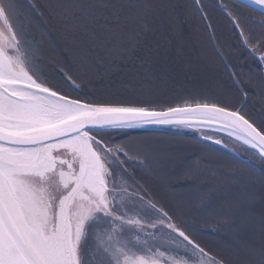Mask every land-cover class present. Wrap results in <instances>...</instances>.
Masks as SVG:
<instances>
[{"label": "snow or ice", "instance_id": "1", "mask_svg": "<svg viewBox=\"0 0 264 264\" xmlns=\"http://www.w3.org/2000/svg\"><path fill=\"white\" fill-rule=\"evenodd\" d=\"M236 3L258 12L257 28L221 11L264 63V0ZM194 14L207 19L202 0H0V264H264V167L213 135L264 162V120L203 97L156 99L166 68L145 38L179 35ZM66 53L75 78L58 62ZM151 127L198 133L255 175L187 168L166 203L140 175H159L153 146L132 135ZM217 230L233 237L235 257L198 238Z\"/></svg>", "mask_w": 264, "mask_h": 264}, {"label": "rangeland", "instance_id": "2", "mask_svg": "<svg viewBox=\"0 0 264 264\" xmlns=\"http://www.w3.org/2000/svg\"><path fill=\"white\" fill-rule=\"evenodd\" d=\"M188 0H181V3H187ZM39 4V3H38ZM205 6L208 5V3H203ZM40 5H44L43 3ZM207 12V11H206ZM217 14L216 11H213ZM210 17H207V21H210L211 23H214L215 21L211 18V15L208 14ZM184 19V17H182ZM187 19V23L189 24L187 28H182L181 30L185 29L187 34V44L189 46V49L187 46L183 47V50L180 49H173L174 47L170 43H166L164 46V51L167 53L168 59L167 61H161L164 63L166 68V74L165 79L162 83H160L158 86L160 88V92L162 93V89H167L171 91V89H174L175 93L170 95L171 98L166 100L165 105L167 104H181L185 102V98L190 100L192 102V98L195 97L197 99L203 97L206 101L212 100L216 102L219 105H226L229 109L234 106L236 103V100H232L229 95L227 94L225 84L221 81H217L215 79V73L214 69L215 66L212 64H220L223 61L216 57L212 56L210 61L206 57L211 56V44L209 43L208 39L206 38V35L204 33L203 24L202 21L194 14L193 18H185ZM195 25V27H194ZM197 27H199L197 29ZM243 29V28H242ZM54 32V31H53ZM175 36L171 38L172 36ZM203 35V40H199L197 43L198 38ZM171 40L175 43L176 47L184 45L179 41L180 34H170L169 36ZM237 41H235V47H238L240 50L238 51V55L234 56V58L242 63L243 60L245 61V64H248L249 58H251V55L242 49V46L239 42L240 38L237 33L236 36ZM59 41V42H58ZM57 43L60 44L61 47H63V43L58 39ZM220 48L222 49V44L219 41L218 42ZM188 51V59L187 58H181L178 57L177 60L174 58L178 55L176 52L180 51ZM240 54H246L248 57L246 59H243V56ZM67 56L66 59H59V61L63 62L64 64L59 63L62 65L70 74L73 75L75 78L78 69L76 66L72 63L71 55L65 54ZM55 58V57H53ZM51 64L55 65L57 62L53 61L51 59ZM232 62V61H231ZM234 66V63H232ZM214 68V69H213ZM236 68V67H235ZM47 73L49 76H51L53 79L59 81V87H61L63 90L71 93L72 95H76L77 93L73 91L71 87L67 83H65L59 75H57V68L50 67L47 70ZM216 76L220 79V77L216 74ZM250 76V75H249ZM127 77V76H126ZM249 80V78H248ZM252 80V78H250ZM133 82V80H130ZM125 78V83L130 82ZM79 82V81H78ZM94 83L96 81H93ZM255 84H258V87L260 88V96L258 97L259 101L258 105L255 104V101L253 100L252 105L256 106L257 111H260L262 115H264V86L263 82L258 79L255 81ZM166 86L165 87H161ZM83 87V85H81ZM176 92H183L181 94L175 95ZM164 93V92H163ZM162 93V94H163ZM168 93V92H167ZM166 94V93H165ZM169 96V93L167 95L158 96L156 99L163 100ZM177 96V97H176ZM164 102V101H163ZM260 109V110H259ZM245 111L250 112L248 109H245ZM253 119L259 121L260 115L254 117ZM133 137L136 139H140L145 141L146 143L153 146L154 149V157L157 161H159V167L157 168V173H151L149 175H145L143 172H141L145 178V180L151 181L155 180V183L151 186L154 190L158 191V194L166 203H173L169 200V197L171 195V186L176 185L178 183H186L188 181L184 180L183 178V170L187 168H196V167H202V168H208L209 170H215L217 165L222 166L223 161L227 158L224 155H221V151L217 150L218 148L209 145L205 146V143L199 142L198 140L189 137V136H175V135H169L167 133H158V132H134L132 133ZM229 146L234 148L235 150L243 152V149L239 147L237 144L229 143ZM244 153V152H243ZM253 160V159H252ZM207 161V164L204 162ZM255 164H258L256 160H253ZM259 165V164H258ZM245 174L238 171L236 175H252L248 171L245 170ZM257 179L259 177L257 176ZM258 196L261 195V191L258 188L257 189ZM202 225L197 224L196 227H200ZM219 237H222L224 240H226L227 245L232 249L226 250L223 247L217 246L215 241L209 237H199V240L203 245H207L208 248H211L213 251L218 250L219 252H222L223 254H230L231 257H235V251L232 245L234 244L233 237L225 231H220L217 233Z\"/></svg>", "mask_w": 264, "mask_h": 264}, {"label": "flooded vegetation", "instance_id": "3", "mask_svg": "<svg viewBox=\"0 0 264 264\" xmlns=\"http://www.w3.org/2000/svg\"><path fill=\"white\" fill-rule=\"evenodd\" d=\"M202 3H208V5H206L207 17H210L208 15L210 14L211 18L215 20L214 29H217L218 31L222 30V32L223 31L231 32V29L237 30V27H234L233 22L229 19V17L224 12L221 11V6H224L227 9L233 10V16L236 20V23L239 25L240 29H242L243 25L246 26L247 31L250 28L252 29V27H250L251 25L254 28H257V25L254 23V21L261 19L259 14L255 12H249L243 6L235 2H232L230 0H202ZM213 11H216L217 14ZM208 27L210 29H213L212 23L210 21H208ZM217 41L218 40H216V38L214 37L213 44L220 52ZM235 50L237 51V49ZM222 54L223 56L225 55V53H222ZM225 60L227 61V59ZM233 67H234L233 65L232 67L226 66V69H223L220 66L219 68L214 69L215 74L222 76V77H228V78L219 79L217 76H215V79L220 82L221 80L227 81V84L225 86H229V88L231 89L234 88V91L228 97L233 98V99H238L237 102H242L244 104L249 97V93H251L250 91H248V89L249 88L253 89L255 87V80H250L249 75L252 74L255 76H259V73L261 72V70L256 65H247L244 67L240 66V69L235 68L237 67V65H235L234 68ZM262 75L264 76L263 68H262ZM242 97H244V100H241Z\"/></svg>", "mask_w": 264, "mask_h": 264}, {"label": "trees", "instance_id": "4", "mask_svg": "<svg viewBox=\"0 0 264 264\" xmlns=\"http://www.w3.org/2000/svg\"><path fill=\"white\" fill-rule=\"evenodd\" d=\"M38 1V3H39V5L40 4H44V5H46V4H48V3H51V2H53V0H37ZM183 19V18H182ZM184 19H185V17H184ZM189 25V24H188ZM51 26V25H50ZM194 27H195V25H194ZM197 29H198V27H197ZM53 31H54V34H56L55 33V29H53ZM170 34L171 33H169V34H166L165 36H159V35H153V34H149L145 39H146V43L149 45V46H151V47H158V49H159V53L161 54L160 55V57H159V59H161V61H167V59H168V56H167V53L164 51V46L166 45V43L168 42V43H170V44H172V46L174 47L173 49H180V50H183V47L184 46H187V48H188V50H190L189 49V46H188V44H187V34H186V31H185V29H183V30H181L180 31V37H178L179 38V41L181 42V43H183L184 45H182V46H179V47H176V42L174 43L172 40H171V38H173V37H175L174 35L170 38L169 36H170ZM58 37H57V41H58ZM199 40H203V38H202V36H200V38H198V40H197V43H198V41ZM59 42V41H58ZM175 53H177L178 55L174 58L175 60H177L178 59V57H180L181 56V58H187L188 59V51H186L185 49H184V51H180V52H176L175 51ZM139 54V53H138ZM207 59H210V56L208 57H206ZM52 60L53 61H55V62H57V58H52ZM59 63H61V64H64V61L63 62H61V61H58ZM158 67H159V65H158ZM215 73V72H214ZM127 76V77H126ZM113 78L114 79H116V80H118L119 81V83H121V84H126L125 83V78L127 79V80H131L130 79V74H124L123 75V77L121 76V74H119V73H115V74H113ZM223 78V77H222ZM221 78V79H222ZM219 80V79H218ZM135 81H130V82H128V83H134ZM161 87H165L166 88V86H162L161 85ZM222 89L223 88H227V86L226 87H221ZM175 89V88H174ZM172 90L171 89V91L170 90H168L167 91V89H162V93H159L158 94V96H164V95H167L168 93H169V96H167L166 98H164L163 100H159V101H161L163 104H165V102H166V100H168V99H170L171 98V96L170 95H172V94H174L175 92V90ZM226 90H228L229 91V89H226ZM168 92V93H167ZM227 92V91H226ZM166 93V94H165ZM181 93H183V92H181ZM181 93H179V92H176V94L175 95H178V94H181ZM179 96V95H178ZM177 97V96H176ZM164 101V102H163ZM255 103H256V101H255ZM254 107H256V106H254ZM255 114H256V111H255ZM261 120H264V115H261V119L259 120V121H257V123H259ZM207 168V167H206ZM208 169V168H207ZM237 172L238 171H236V172H234V174H237ZM226 232V231H225ZM225 256H228V257H231L230 256V254H225Z\"/></svg>", "mask_w": 264, "mask_h": 264}, {"label": "water", "instance_id": "5", "mask_svg": "<svg viewBox=\"0 0 264 264\" xmlns=\"http://www.w3.org/2000/svg\"><path fill=\"white\" fill-rule=\"evenodd\" d=\"M234 1H236V0H234ZM146 129H165V128L151 127V128H146ZM239 141H241V142L243 143V141H242V140H239Z\"/></svg>", "mask_w": 264, "mask_h": 264}, {"label": "bare ground", "instance_id": "6", "mask_svg": "<svg viewBox=\"0 0 264 264\" xmlns=\"http://www.w3.org/2000/svg\"><path fill=\"white\" fill-rule=\"evenodd\" d=\"M227 245V244H226ZM224 249H226V250H229L230 249V247L229 246H226V247H223Z\"/></svg>", "mask_w": 264, "mask_h": 264}]
</instances>
